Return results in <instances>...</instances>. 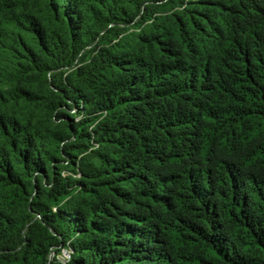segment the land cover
<instances>
[{
    "label": "trees",
    "instance_id": "1",
    "mask_svg": "<svg viewBox=\"0 0 264 264\" xmlns=\"http://www.w3.org/2000/svg\"><path fill=\"white\" fill-rule=\"evenodd\" d=\"M264 264V0H0V264Z\"/></svg>",
    "mask_w": 264,
    "mask_h": 264
},
{
    "label": "built area",
    "instance_id": "2",
    "mask_svg": "<svg viewBox=\"0 0 264 264\" xmlns=\"http://www.w3.org/2000/svg\"><path fill=\"white\" fill-rule=\"evenodd\" d=\"M71 255H72V250L69 246L61 247L59 252H55L53 248H51L48 253V259L56 260L57 262L66 264L70 261Z\"/></svg>",
    "mask_w": 264,
    "mask_h": 264
}]
</instances>
